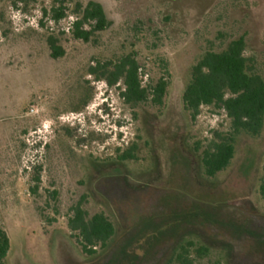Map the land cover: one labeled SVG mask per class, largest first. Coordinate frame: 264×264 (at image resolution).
<instances>
[{"label": "rangeland", "instance_id": "rangeland-1", "mask_svg": "<svg viewBox=\"0 0 264 264\" xmlns=\"http://www.w3.org/2000/svg\"><path fill=\"white\" fill-rule=\"evenodd\" d=\"M62 1L73 12L89 0ZM93 1L110 24L89 42L69 32L57 35L64 54L53 59L49 29L64 31L67 21L51 17L59 0H0L5 263L164 264L190 243L209 249L199 264H264V200L258 192L264 118L259 135H238L229 166L207 177L202 151L214 130H227L228 119L203 106L191 121L181 101L190 66L224 33L246 32L248 52L264 58V0ZM133 52L142 66L167 62L161 107L127 104L121 79L110 85L88 70ZM133 147V159H118ZM81 195L90 216L102 211L115 228L93 255L82 251L67 227L68 208ZM42 214L55 219L47 223Z\"/></svg>", "mask_w": 264, "mask_h": 264}, {"label": "trees", "instance_id": "trees-1", "mask_svg": "<svg viewBox=\"0 0 264 264\" xmlns=\"http://www.w3.org/2000/svg\"><path fill=\"white\" fill-rule=\"evenodd\" d=\"M63 3L64 1L59 0V5L51 8V17L56 22L73 15L75 20L69 33L74 39L89 42L94 33L103 31L110 24L99 2L89 0L83 6L78 5L73 12L68 11ZM40 22L42 24V20ZM49 30L50 35L46 38V43L50 57L57 59L64 54L57 35L63 36L68 32L56 33ZM219 41L218 45L209 43L190 66L189 78L181 94L183 109L191 121L196 119L203 106H207L222 111L229 122L227 130L213 131V136L202 151L201 165L207 177H213L229 166L238 135H259L264 118V58H258L255 53L248 52L246 32L236 35L233 32L224 33L223 39ZM142 67L144 72L141 71ZM88 70L95 78L106 79L110 85L121 79L123 90L120 96L131 106L144 103L157 107L163 105L169 86V72L167 62L162 59L158 63L152 62L148 67L144 64L142 66L133 52L121 56L116 61L98 62ZM153 71H156V78L152 74ZM142 73L147 77L145 82L141 79ZM133 149L134 147L118 155V159H133ZM261 170L258 192L264 200V160ZM34 179L39 181L37 175ZM37 190L38 184H35L31 193L35 194ZM57 195L56 190L49 192L50 199L55 200ZM84 202L86 195H81L70 205L66 222L70 237L85 254L93 255L97 248L106 246L114 235L115 228L110 218L102 211L90 216L83 206ZM42 216L47 223L55 219L45 214ZM262 238L264 240V236ZM191 247L194 255L191 253ZM8 248L7 234L0 226V264H6L4 260ZM207 255L209 249L206 246L189 243L182 246L181 250L168 258L164 264H199V260ZM211 264H221V261L214 260Z\"/></svg>", "mask_w": 264, "mask_h": 264}, {"label": "built area", "instance_id": "built-area-1", "mask_svg": "<svg viewBox=\"0 0 264 264\" xmlns=\"http://www.w3.org/2000/svg\"><path fill=\"white\" fill-rule=\"evenodd\" d=\"M65 18H67V21H66V23L64 24V26L62 27V29L64 30V31H66V32H69V30L71 29V27H72V23H73V21L75 20V17L73 16V15H68L67 17H65ZM36 25V27H37V23L35 24ZM24 166H25V168L26 169H29L30 167H31V164H26V161L24 162Z\"/></svg>", "mask_w": 264, "mask_h": 264}]
</instances>
